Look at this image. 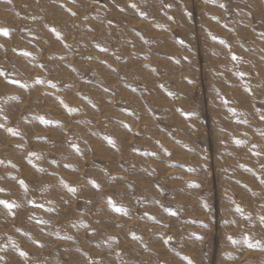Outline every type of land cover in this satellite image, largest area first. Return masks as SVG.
<instances>
[{
    "label": "rangeland",
    "instance_id": "rangeland-1",
    "mask_svg": "<svg viewBox=\"0 0 264 264\" xmlns=\"http://www.w3.org/2000/svg\"><path fill=\"white\" fill-rule=\"evenodd\" d=\"M0 29V264H264V0H0Z\"/></svg>",
    "mask_w": 264,
    "mask_h": 264
},
{
    "label": "snow or ice",
    "instance_id": "snow-or-ice-1",
    "mask_svg": "<svg viewBox=\"0 0 264 264\" xmlns=\"http://www.w3.org/2000/svg\"><path fill=\"white\" fill-rule=\"evenodd\" d=\"M0 32H3L4 35L8 34L6 29H0ZM9 131H11V130H9ZM9 207H11V206L9 205ZM118 211H119V209H118Z\"/></svg>",
    "mask_w": 264,
    "mask_h": 264
}]
</instances>
